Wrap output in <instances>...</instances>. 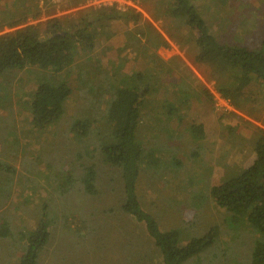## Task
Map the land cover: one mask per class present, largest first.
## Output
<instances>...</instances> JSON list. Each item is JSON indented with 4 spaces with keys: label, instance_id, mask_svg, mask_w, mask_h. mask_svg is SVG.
<instances>
[{
    "label": "rangeland",
    "instance_id": "1",
    "mask_svg": "<svg viewBox=\"0 0 264 264\" xmlns=\"http://www.w3.org/2000/svg\"><path fill=\"white\" fill-rule=\"evenodd\" d=\"M190 1L218 43L250 50L264 43V0ZM172 3L85 0L69 8L67 0H0V35L43 28L52 18L79 19L102 6L132 9L142 19L96 26L93 48L76 50L72 66L60 73L29 67L0 78V223L8 230L0 238V264L17 262L21 233L36 228L42 211L50 229L38 264H161L144 225L121 210L119 171L95 149L110 141L102 118L112 89L135 86L142 100L136 138L145 156L136 184L141 209L162 232L176 230L181 244L214 233L209 248L187 264H250L260 236L245 221L233 223L215 206L210 189L255 159L256 130H264V86L251 84L237 109L221 99L193 64L195 34L166 14ZM37 9L40 16H30ZM11 20L19 25L11 27ZM64 77L71 95L62 117L35 131L28 108L36 87ZM111 78L116 81L108 86ZM84 120L93 131L81 139L70 129ZM192 125L201 126V137L190 133ZM87 168L95 171L93 195L81 182Z\"/></svg>",
    "mask_w": 264,
    "mask_h": 264
},
{
    "label": "trees",
    "instance_id": "2",
    "mask_svg": "<svg viewBox=\"0 0 264 264\" xmlns=\"http://www.w3.org/2000/svg\"><path fill=\"white\" fill-rule=\"evenodd\" d=\"M84 1L67 0V4L72 8ZM172 2L166 14L175 21H182L195 34L198 53L193 58V64L203 69L208 81L214 82L216 94L237 109L239 98L242 100L247 97L246 91L251 84L264 86V43L254 50L242 46H224L210 34L190 0ZM88 10L89 15L85 16L84 13L81 17L79 14V19L52 18L46 21L43 28L38 25L26 26L0 35V78L5 72L29 67L60 73L72 66L76 50L93 48L99 37L96 26L104 28L113 22L142 21L140 14L132 9L102 6ZM40 13L41 9H37L30 16L39 17ZM9 22L12 23L11 27L19 25L17 20ZM113 81L116 80L111 78L108 86ZM70 95L71 89L66 80L54 85L37 86L28 108L31 127L37 132L52 127L62 117L64 104ZM141 106L142 100L136 86L118 87L115 91L112 89L102 118L109 127L107 134L110 141L107 145L98 144L95 149L106 166L119 171L121 210L144 225L160 254L161 264H187L209 248L214 233L181 244L176 230L162 232L156 221L141 209L136 194L140 166L145 158L136 138ZM70 131L85 139L93 130L91 122L84 120L76 121ZM189 131L195 138L201 137L200 125H192ZM253 152V162L238 175L213 186L210 197L216 207L230 214L233 223L245 221L251 231L260 236L254 243L250 264H264V130H256ZM172 163L173 166L178 165L175 160ZM81 182L87 195L95 193V171L92 168L85 170ZM41 213L36 228L21 233L24 247L14 264H38L39 255L49 241L50 229L45 211ZM6 236V223L1 222L0 238Z\"/></svg>",
    "mask_w": 264,
    "mask_h": 264
},
{
    "label": "crops",
    "instance_id": "3",
    "mask_svg": "<svg viewBox=\"0 0 264 264\" xmlns=\"http://www.w3.org/2000/svg\"><path fill=\"white\" fill-rule=\"evenodd\" d=\"M147 40V39H146ZM121 77H123V76H121Z\"/></svg>",
    "mask_w": 264,
    "mask_h": 264
}]
</instances>
